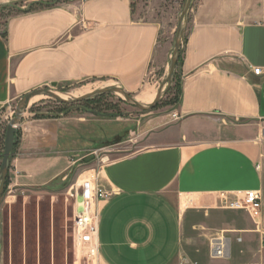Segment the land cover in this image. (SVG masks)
<instances>
[{
	"label": "crops",
	"instance_id": "1",
	"mask_svg": "<svg viewBox=\"0 0 264 264\" xmlns=\"http://www.w3.org/2000/svg\"><path fill=\"white\" fill-rule=\"evenodd\" d=\"M15 1L0 0V8ZM140 10L132 0H61L10 18L0 26V116L46 88L109 80L129 94L142 89L163 54L159 25L141 19ZM181 50L172 118L150 120L151 145L93 178L111 194L95 204V264H264V143L250 144L264 119V0H194ZM70 120L77 122L69 130ZM84 121L24 118L9 164L13 185H45L62 175L65 141L88 140L79 132ZM247 191L262 194L258 218L215 199ZM190 197L205 200L181 203ZM198 229L226 232L230 258L211 260L192 234Z\"/></svg>",
	"mask_w": 264,
	"mask_h": 264
},
{
	"label": "rangeland",
	"instance_id": "2",
	"mask_svg": "<svg viewBox=\"0 0 264 264\" xmlns=\"http://www.w3.org/2000/svg\"><path fill=\"white\" fill-rule=\"evenodd\" d=\"M59 1L61 0L36 2L16 0L9 5V9H0V26L12 17L42 9ZM132 1L134 5L142 7L141 19L154 21L159 25V49L163 59L158 67H151L147 83L142 89L134 94L123 91L133 99L145 88L153 89L156 94L160 88H163V91L167 89L166 93L149 112L140 111L119 93H105L78 103L72 102L104 88L119 87L109 80H89L75 86L42 89L55 95H74L65 100L66 105L44 93L31 98L32 101L30 100L31 102L23 110V119L50 115L83 119L86 121L79 127V132L88 140L85 144L71 139L65 141L69 145L68 151L64 154L65 160L69 161V168L48 184L20 188L15 187L13 177H9V185L0 200V264H95L96 256H88L85 250L74 243L75 189L78 186L81 188L85 182L92 184L96 174L109 162L149 147L151 140L147 137V131L150 120L162 117L165 118V122L172 118L178 99L179 77L176 69L169 87L165 82L173 55L178 20L187 0ZM188 16L189 14L187 20ZM186 32L187 23L184 25L181 42ZM19 101L10 104L0 116V164L5 132L15 116ZM75 122L77 121L70 120L69 130L73 129ZM130 131L133 135L129 134ZM258 133L259 127L256 137L250 142L253 146L263 144L256 141ZM229 141L241 145L244 143L236 138H231ZM247 145L248 143L245 147ZM215 199L223 209L241 210L246 213L242 198L219 196ZM204 200L200 197H190L182 198L180 201L184 205H197ZM236 203L241 207L236 208ZM193 233L198 242L201 244L204 242L208 247L209 237L217 232L207 233L198 229ZM184 235L185 242L189 237L187 232ZM200 253L204 254L203 249Z\"/></svg>",
	"mask_w": 264,
	"mask_h": 264
},
{
	"label": "built area",
	"instance_id": "3",
	"mask_svg": "<svg viewBox=\"0 0 264 264\" xmlns=\"http://www.w3.org/2000/svg\"><path fill=\"white\" fill-rule=\"evenodd\" d=\"M183 47V42H181ZM254 76L261 75V69L252 70ZM256 141L264 143V119L259 121V133ZM101 186L85 182L84 186L75 189L74 210H73V239L77 247L86 251L88 256L97 254V221L98 212L95 204L99 201L106 200L110 197ZM222 197H224L222 195ZM244 209L251 218H258L261 210L262 194L260 191H247L242 198ZM236 208L241 206L235 204ZM240 242L239 238H235ZM232 238L226 232H217L208 239V253L211 260H227L230 258ZM261 246L264 247V233L261 234Z\"/></svg>",
	"mask_w": 264,
	"mask_h": 264
},
{
	"label": "water",
	"instance_id": "4",
	"mask_svg": "<svg viewBox=\"0 0 264 264\" xmlns=\"http://www.w3.org/2000/svg\"><path fill=\"white\" fill-rule=\"evenodd\" d=\"M191 4L192 0H187V3L181 13L180 19L178 20V28L176 32V37L174 40V48H173V55L169 63V68H168V74L166 77V85L167 87L170 86L171 81L174 76V72L176 69L177 61L180 56V46H181V40L183 36V31H184V25L187 23V15L189 14V11L191 9ZM167 89L163 91V88H160L156 94V97L147 106H141L139 105L133 98H131L129 95H127L122 88L120 87H111V88H104L102 90H98L95 93L91 95H87L81 98H78L72 102H80V101H85L93 96H98V95H103L105 93H119L121 94L126 100H128L132 105H134L136 108H138L140 111L143 112H149L151 111L159 102L161 99V96L165 94ZM46 94L55 100H58L60 102H66L65 100H62L59 98L57 95L53 94L50 91L44 92L43 90H37L35 92H32L30 94H27L24 96L18 103L16 111H15V116L14 118L10 121L9 125L7 126L6 132H5V139H4V146H3V154H2V160L0 164V200L1 197L4 193V188H5V181L6 177L8 174V169H9V164L13 156V149H14V143H15V134L17 132V129L23 119V110L27 105L29 104L31 98L34 96L40 95V94Z\"/></svg>",
	"mask_w": 264,
	"mask_h": 264
},
{
	"label": "bare ground",
	"instance_id": "5",
	"mask_svg": "<svg viewBox=\"0 0 264 264\" xmlns=\"http://www.w3.org/2000/svg\"><path fill=\"white\" fill-rule=\"evenodd\" d=\"M87 93V92H86ZM59 98H61L62 100H67L69 99L71 96L73 97L74 95H62V94H58L57 95ZM76 96V95H75ZM156 97V92L153 89L150 88H145L144 90H142L140 92V94L134 99L139 105L141 106H147L149 105L154 98ZM32 101V100H31ZM30 101V102H31ZM29 102V103H30ZM84 186V184L81 185V187ZM79 188V186H78Z\"/></svg>",
	"mask_w": 264,
	"mask_h": 264
},
{
	"label": "trees",
	"instance_id": "6",
	"mask_svg": "<svg viewBox=\"0 0 264 264\" xmlns=\"http://www.w3.org/2000/svg\"><path fill=\"white\" fill-rule=\"evenodd\" d=\"M9 8H10V6H4V7H1L0 9L5 10V9H9ZM3 35H4V33H3ZM181 54H182V50L180 49V56H179V58H178L177 65H178L179 62H180ZM177 65H176V67H177ZM178 80H179V78H178ZM179 89H180V81H178V83H177V98H178V94H179ZM177 102H178V99H177ZM85 103H86V102H85ZM62 104H63V105H66V104L63 103V102H62ZM155 107H156V106H155ZM155 107H154V108H155ZM83 109L85 110V108H83ZM83 109H82V110H83ZM45 117H57V116H56V115H50V116H35L34 119H40V118H45ZM16 136H17V132H16V134H15V138L17 139ZM16 139H15L14 147L16 146ZM8 185H9V176H8V174H7L6 181H5L4 192L6 191Z\"/></svg>",
	"mask_w": 264,
	"mask_h": 264
}]
</instances>
